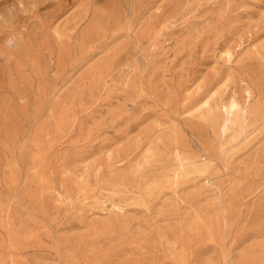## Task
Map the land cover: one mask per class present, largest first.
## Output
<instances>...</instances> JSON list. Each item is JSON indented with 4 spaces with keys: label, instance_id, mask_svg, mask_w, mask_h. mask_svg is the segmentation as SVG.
<instances>
[{
    "label": "rangeland",
    "instance_id": "rangeland-1",
    "mask_svg": "<svg viewBox=\"0 0 264 264\" xmlns=\"http://www.w3.org/2000/svg\"><path fill=\"white\" fill-rule=\"evenodd\" d=\"M0 264H264V0H0Z\"/></svg>",
    "mask_w": 264,
    "mask_h": 264
}]
</instances>
